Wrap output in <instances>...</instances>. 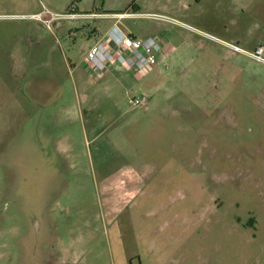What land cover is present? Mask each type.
<instances>
[{"label":"rangeland","instance_id":"obj_1","mask_svg":"<svg viewBox=\"0 0 264 264\" xmlns=\"http://www.w3.org/2000/svg\"><path fill=\"white\" fill-rule=\"evenodd\" d=\"M113 7L145 80L90 71ZM262 44L264 0H0V264H264Z\"/></svg>","mask_w":264,"mask_h":264},{"label":"built area","instance_id":"obj_2","mask_svg":"<svg viewBox=\"0 0 264 264\" xmlns=\"http://www.w3.org/2000/svg\"><path fill=\"white\" fill-rule=\"evenodd\" d=\"M122 17V16H120ZM165 40L160 37L135 38L114 26L109 37L95 44L88 52L91 73L101 77L113 63H120L130 73H141L155 68L163 54ZM235 52L244 53L250 59L264 64V44L252 51L233 46ZM148 97L134 98L136 106H147Z\"/></svg>","mask_w":264,"mask_h":264},{"label":"crops","instance_id":"obj_3","mask_svg":"<svg viewBox=\"0 0 264 264\" xmlns=\"http://www.w3.org/2000/svg\"><path fill=\"white\" fill-rule=\"evenodd\" d=\"M88 15V16H94V15H102V16H104V24L106 25H108V30H111L114 26H117V27H119L123 32H125V33H127L128 35H130V36H135V34H133V32L132 31H130L129 29H127V27H124V28H121L119 25L120 24H122V19H119L118 17L119 16H125V17H127V16H129V15H131L130 13H125V12H119L118 11V8H116V7H113V8H111V11H105V12H100V11H92V12H90V11H86V10H84L83 12H78V15ZM136 14V13H135ZM102 40H100V41H97L96 42V44L98 43V42H101ZM168 47L166 46V45H164V53L165 54H168L169 56H170V52H168L166 49H167ZM163 59V56L161 55L160 56V58H159V61L161 62V60ZM111 66H113V64L112 65H110V67ZM155 70V68H152V69H150L149 71H146V72H141V73H139V76H141L140 78L143 80H145L146 78H148V76L150 75V73H152L153 71ZM90 72V71H89ZM103 76V75H102ZM145 86H153V81H149V80H147L146 81V83H145Z\"/></svg>","mask_w":264,"mask_h":264}]
</instances>
